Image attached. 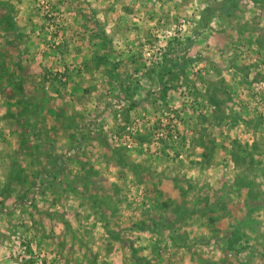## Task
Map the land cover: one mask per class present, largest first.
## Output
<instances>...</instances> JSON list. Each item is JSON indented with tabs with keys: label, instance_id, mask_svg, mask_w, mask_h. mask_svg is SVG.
Returning <instances> with one entry per match:
<instances>
[{
	"label": "rangeland",
	"instance_id": "obj_1",
	"mask_svg": "<svg viewBox=\"0 0 264 264\" xmlns=\"http://www.w3.org/2000/svg\"><path fill=\"white\" fill-rule=\"evenodd\" d=\"M0 264H264V0H0Z\"/></svg>",
	"mask_w": 264,
	"mask_h": 264
}]
</instances>
